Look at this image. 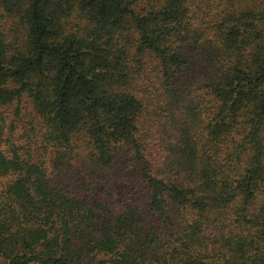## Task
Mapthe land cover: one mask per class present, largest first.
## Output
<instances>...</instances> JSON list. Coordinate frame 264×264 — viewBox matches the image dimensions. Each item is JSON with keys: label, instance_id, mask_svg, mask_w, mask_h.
<instances>
[{"label": "trees", "instance_id": "1", "mask_svg": "<svg viewBox=\"0 0 264 264\" xmlns=\"http://www.w3.org/2000/svg\"><path fill=\"white\" fill-rule=\"evenodd\" d=\"M0 264H264V0H0Z\"/></svg>", "mask_w": 264, "mask_h": 264}]
</instances>
